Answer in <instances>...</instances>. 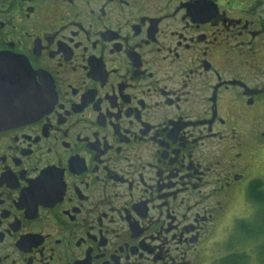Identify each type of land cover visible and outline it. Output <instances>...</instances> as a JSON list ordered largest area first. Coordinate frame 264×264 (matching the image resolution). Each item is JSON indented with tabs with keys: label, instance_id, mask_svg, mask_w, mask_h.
Listing matches in <instances>:
<instances>
[{
	"label": "flooded vegetation",
	"instance_id": "1",
	"mask_svg": "<svg viewBox=\"0 0 264 264\" xmlns=\"http://www.w3.org/2000/svg\"><path fill=\"white\" fill-rule=\"evenodd\" d=\"M0 67V264H203L260 180L264 0H0Z\"/></svg>",
	"mask_w": 264,
	"mask_h": 264
},
{
	"label": "clouds",
	"instance_id": "2",
	"mask_svg": "<svg viewBox=\"0 0 264 264\" xmlns=\"http://www.w3.org/2000/svg\"><path fill=\"white\" fill-rule=\"evenodd\" d=\"M252 134V130H247ZM248 179L264 180V144L257 145L249 161ZM213 206L214 199L209 200ZM258 206L252 201L242 184L228 199L227 206L211 218L205 226L200 243L191 254L199 255L203 264H221L226 254H243L248 264H257L260 242L245 232L240 225H250L257 215ZM231 245V247H224Z\"/></svg>",
	"mask_w": 264,
	"mask_h": 264
},
{
	"label": "trees",
	"instance_id": "3",
	"mask_svg": "<svg viewBox=\"0 0 264 264\" xmlns=\"http://www.w3.org/2000/svg\"><path fill=\"white\" fill-rule=\"evenodd\" d=\"M247 193L248 197L257 204L258 211L252 224H242L240 227L256 239L263 238V242L260 245V256L264 260V214L261 213V209L264 208V183L260 180H255L250 185Z\"/></svg>",
	"mask_w": 264,
	"mask_h": 264
},
{
	"label": "snow or ice",
	"instance_id": "4",
	"mask_svg": "<svg viewBox=\"0 0 264 264\" xmlns=\"http://www.w3.org/2000/svg\"><path fill=\"white\" fill-rule=\"evenodd\" d=\"M22 74L26 78V89L22 95V100L26 104H40L41 102V86L35 80L37 73H31L27 69H22ZM3 68L0 67V74H2ZM261 213L264 214V208L261 209ZM228 248L231 245H225ZM221 264H234V254H226Z\"/></svg>",
	"mask_w": 264,
	"mask_h": 264
},
{
	"label": "rangeland",
	"instance_id": "5",
	"mask_svg": "<svg viewBox=\"0 0 264 264\" xmlns=\"http://www.w3.org/2000/svg\"><path fill=\"white\" fill-rule=\"evenodd\" d=\"M257 240L260 242V244H259V248H258L257 264H264V260H263V258L260 256V245H261L262 242H263V238H259V239H257Z\"/></svg>",
	"mask_w": 264,
	"mask_h": 264
},
{
	"label": "water",
	"instance_id": "6",
	"mask_svg": "<svg viewBox=\"0 0 264 264\" xmlns=\"http://www.w3.org/2000/svg\"><path fill=\"white\" fill-rule=\"evenodd\" d=\"M23 118H26L25 116H22Z\"/></svg>",
	"mask_w": 264,
	"mask_h": 264
}]
</instances>
